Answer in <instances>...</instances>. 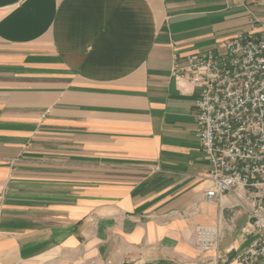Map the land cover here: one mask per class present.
<instances>
[{
    "label": "crops",
    "instance_id": "0c3cea01",
    "mask_svg": "<svg viewBox=\"0 0 264 264\" xmlns=\"http://www.w3.org/2000/svg\"><path fill=\"white\" fill-rule=\"evenodd\" d=\"M252 18L264 0H0V264H240L248 216L204 199L196 93L171 70Z\"/></svg>",
    "mask_w": 264,
    "mask_h": 264
},
{
    "label": "built area",
    "instance_id": "2783aa9c",
    "mask_svg": "<svg viewBox=\"0 0 264 264\" xmlns=\"http://www.w3.org/2000/svg\"><path fill=\"white\" fill-rule=\"evenodd\" d=\"M171 73L196 93L197 137L210 164L204 199H236L248 216L241 235L251 239L236 262L264 264V29L252 18L249 29L229 39L221 53L183 62L173 56ZM218 235V226L198 227L195 244L211 250Z\"/></svg>",
    "mask_w": 264,
    "mask_h": 264
}]
</instances>
